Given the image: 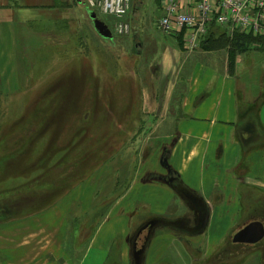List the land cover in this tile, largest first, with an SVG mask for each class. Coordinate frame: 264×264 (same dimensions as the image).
Masks as SVG:
<instances>
[{
	"label": "crops",
	"instance_id": "crops-1",
	"mask_svg": "<svg viewBox=\"0 0 264 264\" xmlns=\"http://www.w3.org/2000/svg\"><path fill=\"white\" fill-rule=\"evenodd\" d=\"M10 1L0 0L2 93L14 88L12 63L18 39L32 53L47 46L68 49L83 24L92 27L93 22L95 28L92 13L88 14L90 10L80 0H17L20 14H26L27 2H31V10L43 9L41 16L20 17L18 27ZM156 3L161 20L163 2ZM147 4L148 0L134 1L131 15L136 30ZM182 10L196 12L193 4L183 3ZM160 20L157 28L165 43L145 76L147 102L143 109L156 117L145 131V146H150L147 155L99 215L96 209L114 187L96 196L98 190L89 182L66 190L54 202L47 203L53 194L47 191L35 199L33 212L24 217L0 211L1 264H135L134 240L151 221L158 224L141 264H246L247 258L262 252L264 262V240L254 245L233 242L245 226L264 222V215L259 214L264 210V88L250 81L242 84L244 69H239L240 64L247 65V79L256 78L252 61L247 64L251 52L240 54L231 72L227 49L216 53L201 44L188 50L186 31L165 33ZM221 33L230 38L234 35L231 29ZM135 38V48L142 55L145 41L138 34ZM31 52L28 60L32 64ZM158 75L168 79L162 96L159 84L153 83ZM144 125L146 129L147 121ZM118 168L126 174L125 166ZM13 190L11 186L0 193ZM184 192L204 205V224L201 209ZM88 213L97 216L96 224L89 225L84 235L71 231V221Z\"/></svg>",
	"mask_w": 264,
	"mask_h": 264
},
{
	"label": "rangeland",
	"instance_id": "rangeland-1",
	"mask_svg": "<svg viewBox=\"0 0 264 264\" xmlns=\"http://www.w3.org/2000/svg\"><path fill=\"white\" fill-rule=\"evenodd\" d=\"M10 3L17 12L15 26L22 16L26 19L42 15L39 7L29 9L31 2L25 3L26 14L17 11V0ZM142 14L139 28L134 29L130 15L132 30L129 35L120 36L116 33L117 20L97 13L112 36L97 34L91 21L93 28L83 24L68 49L47 46L32 53L29 45L17 40L16 59H11L16 71L14 88L9 93L0 89V167L4 171L0 174V191H8L11 186L15 190L0 193V211L24 217L33 212L35 199L47 191L53 194L46 202H54L66 190L89 182L98 190L96 196L101 190L114 187L109 198L96 209L99 215L103 206L124 189L130 172L150 147L145 146V131L156 117L143 109L147 102L145 76L150 74V66L165 43L162 30L157 28L161 13L156 0H148ZM136 34L145 41L142 55L135 48ZM249 60L257 76L247 79L245 74L250 71H245L247 65L240 64L239 69H244L242 84L250 81L255 87L264 88V51L254 50L247 64ZM155 82L159 84V95H164L168 79L158 75ZM120 166L126 167V174L123 168L118 171ZM96 217L94 213L79 216L77 222L71 221V231L86 234L87 227L96 224ZM262 256L263 252L250 256L246 264H260Z\"/></svg>",
	"mask_w": 264,
	"mask_h": 264
},
{
	"label": "built area",
	"instance_id": "built-area-1",
	"mask_svg": "<svg viewBox=\"0 0 264 264\" xmlns=\"http://www.w3.org/2000/svg\"><path fill=\"white\" fill-rule=\"evenodd\" d=\"M89 8L119 20L131 10L133 0H84ZM165 18L161 26L166 32L174 29L186 30L187 47L197 48L206 37L209 26L230 27L243 34L264 37V0H162ZM193 4L196 12H185L182 4ZM130 27L118 25V33L126 34Z\"/></svg>",
	"mask_w": 264,
	"mask_h": 264
},
{
	"label": "water",
	"instance_id": "water-1",
	"mask_svg": "<svg viewBox=\"0 0 264 264\" xmlns=\"http://www.w3.org/2000/svg\"><path fill=\"white\" fill-rule=\"evenodd\" d=\"M92 19L95 24V28L98 33L104 38L111 37V31L106 24L99 19L95 14L92 15ZM190 202L196 204L201 209V220L204 224L206 220V209L201 201L189 193H183ZM158 222L151 221L147 223L137 234L133 243V257L135 264H141L142 257L145 251L146 244L151 236L153 229L157 226ZM264 240V225L261 222H253L242 230H240L234 237L233 242L235 244H249L254 245Z\"/></svg>",
	"mask_w": 264,
	"mask_h": 264
},
{
	"label": "trees",
	"instance_id": "trees-1",
	"mask_svg": "<svg viewBox=\"0 0 264 264\" xmlns=\"http://www.w3.org/2000/svg\"><path fill=\"white\" fill-rule=\"evenodd\" d=\"M223 28L212 25L209 34L206 36L202 46L206 50L227 49L229 53L230 71H234L236 59L240 54L252 52L254 50L264 51V38L244 35L234 32L233 38L226 33H221ZM224 32V31H223ZM256 47V48H255Z\"/></svg>",
	"mask_w": 264,
	"mask_h": 264
},
{
	"label": "flooded vegetation",
	"instance_id": "flooded-vegetation-1",
	"mask_svg": "<svg viewBox=\"0 0 264 264\" xmlns=\"http://www.w3.org/2000/svg\"><path fill=\"white\" fill-rule=\"evenodd\" d=\"M198 206V205H197ZM260 215H264V210H262L260 213H259ZM237 245H243V244H237Z\"/></svg>",
	"mask_w": 264,
	"mask_h": 264
}]
</instances>
